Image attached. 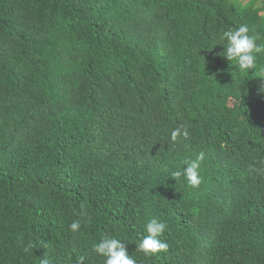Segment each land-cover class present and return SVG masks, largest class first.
<instances>
[{
	"label": "trees",
	"instance_id": "obj_1",
	"mask_svg": "<svg viewBox=\"0 0 264 264\" xmlns=\"http://www.w3.org/2000/svg\"><path fill=\"white\" fill-rule=\"evenodd\" d=\"M240 24L264 45V0H0V264H104L105 235L136 264H264V53L221 56ZM200 152L199 187L172 176Z\"/></svg>",
	"mask_w": 264,
	"mask_h": 264
},
{
	"label": "clouds",
	"instance_id": "obj_2",
	"mask_svg": "<svg viewBox=\"0 0 264 264\" xmlns=\"http://www.w3.org/2000/svg\"><path fill=\"white\" fill-rule=\"evenodd\" d=\"M249 33V26L240 24L235 29L224 31L220 37L221 40L227 42V46L221 56L230 62L235 61L240 72L244 74L249 72V70H255L256 54L264 53V45L258 44L257 37ZM258 75L264 76V73H258ZM261 84H264V82ZM258 92L264 93V87L258 86ZM181 135L187 137L189 135L187 129L181 131V128H176L171 132V140L176 141ZM204 160L205 153L200 152L195 159L184 162L186 167L183 168L182 172L178 170L172 173V176L175 178L183 175L192 187H199L202 183L199 169ZM69 227L72 232H78L81 227L80 221H73ZM166 227V223L158 218H151L145 225L147 235L135 244L136 251L142 252L146 256L167 252L169 248L167 241L158 238L164 233ZM122 241L124 240L105 235L98 243L93 245V251L104 258V264H136L132 256L128 255L125 244ZM40 264H49V261L41 259ZM77 264H83V257L80 258Z\"/></svg>",
	"mask_w": 264,
	"mask_h": 264
}]
</instances>
